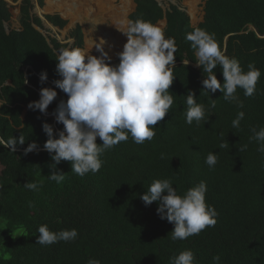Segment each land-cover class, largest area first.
<instances>
[{"label":"trees","instance_id":"1","mask_svg":"<svg viewBox=\"0 0 264 264\" xmlns=\"http://www.w3.org/2000/svg\"><path fill=\"white\" fill-rule=\"evenodd\" d=\"M170 1L180 4L183 0ZM37 2L43 8V0ZM133 2L135 11L129 21L142 18L165 26V36L175 39L176 79L170 88L174 104L156 125L153 140L136 144L129 137L102 153L98 172L81 177L72 172L68 161L50 167L54 161L43 148L48 137L42 125H53L57 138L64 127L52 117L59 102L67 100L54 84L60 79L55 59L69 45L55 38L48 43L34 29H42L43 23L31 15V0L20 6V30L7 32L5 25L17 8L0 0V138L6 141L23 135L26 141L16 153L0 146V264H87L89 258L101 264H170L173 256L186 249L193 251L196 264H213L216 255L221 257L220 264H264V154L249 141L253 128L264 127V0H206L203 21L196 27L178 6L164 10L158 0ZM46 20L61 30L66 26L58 16ZM197 28L214 34L225 54L237 58L245 71L249 63L261 71L253 96L238 90L242 109L225 101L219 90L201 95L205 77L201 67L194 68L195 52L185 38ZM70 38L75 41L73 47L83 48L79 26ZM118 63L119 59L112 62ZM44 71L48 78L41 84ZM214 71L223 83L221 68ZM42 87L58 92L46 115L28 107L40 99ZM190 90L206 108L210 95L216 100L206 124L185 122ZM238 111H244L245 118L234 129ZM33 141L38 149L25 155ZM221 142L228 147L220 149ZM97 143L102 141L97 138ZM243 144L248 148L241 153L238 147ZM210 152L218 155L214 169L205 164ZM53 171H63L65 180L60 184L49 180ZM165 178L172 179L180 195L206 181V202L218 213L216 225L173 241L169 234L174 225L157 214L158 202L145 206L139 198L154 180ZM29 181L43 186L38 192L30 191L24 187ZM29 202L34 206L29 207ZM43 224L52 231L75 228L79 236L72 242L38 245L37 229Z\"/></svg>","mask_w":264,"mask_h":264},{"label":"clouds","instance_id":"2","mask_svg":"<svg viewBox=\"0 0 264 264\" xmlns=\"http://www.w3.org/2000/svg\"><path fill=\"white\" fill-rule=\"evenodd\" d=\"M36 7L40 13L42 8L38 2ZM44 28L43 24L42 29ZM120 31L127 37V42L117 54L118 64L111 63L112 57L105 50L107 41L104 38H100L93 46L100 53L99 56L85 53L81 48L73 47L74 44L61 48L57 54L56 73L60 79L55 80L54 84L67 95V100L59 102L53 115L56 122L64 127L58 132L57 138L53 125L47 122L42 125L48 137L43 148L54 161L50 166L53 169L61 161H68L72 172L81 177L90 172H98L103 164V152L120 142H127L129 137L136 144L153 140L156 125L172 109L174 96L170 88L176 79L173 74L177 52L175 39L166 37L159 25L142 18L128 21ZM185 38L191 42L196 64L202 68L205 77L202 80L201 95L219 90L225 101L242 109L244 105L238 90H243L245 96H253L261 77V71L255 63H249L245 71L237 58L225 54L214 34L203 29H194ZM183 64L188 65L189 61L183 60ZM218 66L222 70L223 83L214 71ZM47 78V72H42L41 84ZM27 82L26 80L25 83ZM57 96L58 92L54 88L42 87L40 99L30 102L28 107L46 115ZM185 103V122L188 125H192L194 121L197 126L201 121L206 124L210 118L206 119V115L216 107V100L211 99V95L206 108L203 103L197 102L196 94L191 90L186 95ZM244 118L245 112L238 111L232 127L239 129ZM251 131L249 141L255 142L258 145L257 152L264 154V127L253 128ZM97 138L102 143L98 144ZM25 142L23 135L19 138L9 137L6 141L0 138V146L14 153L17 146L24 145ZM226 147L227 142L219 145L220 149ZM238 148L242 153L247 150L248 145L243 144ZM37 149L38 144L33 141L25 149V155ZM164 158L165 154L161 153V159ZM217 162L218 155L215 153L210 152L205 158L209 169H214ZM65 175L63 171H53L47 178L60 184L65 180ZM42 186V182L35 181L24 184L26 189L34 192H38ZM207 190V182L201 180L180 195L172 179H156L139 198L145 206L158 202L157 214L174 225L170 238L173 241H183L217 223L218 213L215 207L206 202ZM33 206L29 202V207ZM37 232L39 235L36 244L41 246H50L60 241L72 242L79 236V231L75 228L52 231L46 224L39 226ZM212 260L213 264H220L221 257L216 255ZM87 264H101V261L89 258ZM170 264H196L195 255L192 250L186 249L173 256Z\"/></svg>","mask_w":264,"mask_h":264},{"label":"rangeland","instance_id":"3","mask_svg":"<svg viewBox=\"0 0 264 264\" xmlns=\"http://www.w3.org/2000/svg\"><path fill=\"white\" fill-rule=\"evenodd\" d=\"M9 8H17L16 14L12 17L9 24H6V30L9 31H19L20 30V23H19V14H20V6L22 5L24 0H17L16 2L14 0H4ZM110 2L111 7H107L109 10L103 11V10H93L91 9V4L93 3V0H55L56 3L59 4V2H63L65 5L66 11H68L67 15H64L59 12H49L46 14H40L38 12V8L36 7L37 0H32L33 4V10L32 15L38 17L43 22L44 26L47 27V24L45 22L46 16H58L60 19L66 22V26L64 29L60 30L59 28H51L47 29L49 32L50 38H55L61 43L73 45L74 40L70 38L71 32L76 28L80 27L82 34H83V40L84 45L82 50L85 53H90L91 55L99 56L100 53L91 46V44L96 43L98 36L104 35V33H107L109 31L112 33L115 31L113 28L117 27L119 30H123L124 27L122 25V19H124L123 15L119 13L120 9L122 7H126V16L127 22L129 21V16L134 11V2L131 0V2L126 0H108ZM115 1V2H112ZM206 0H183L182 3L177 4L175 2H170L168 0L161 1L160 5L164 10H168L171 5L178 6L182 11H184L191 22V25L193 27H196L203 21L204 17V5ZM44 7L40 10L44 11L48 8L47 2L48 0H43ZM105 6L106 0H104ZM86 5V6H83ZM104 6V8H105ZM114 10V11H113ZM193 10H195V13H192ZM110 11V12H109ZM116 16L118 23L115 24L113 21V18ZM50 28V27H49ZM116 28V29H117ZM164 29V27H161ZM121 32V31H120ZM122 40L123 44L127 42V37L122 33ZM93 48V49H92ZM118 58V55L114 58H112L111 61L116 60Z\"/></svg>","mask_w":264,"mask_h":264},{"label":"bare ground","instance_id":"4","mask_svg":"<svg viewBox=\"0 0 264 264\" xmlns=\"http://www.w3.org/2000/svg\"><path fill=\"white\" fill-rule=\"evenodd\" d=\"M49 6H51L52 10L55 9V12L60 10V9H58L59 4L56 3L55 0H49ZM104 6H105L104 0H95L92 3L93 10H95V9L102 10L104 8ZM60 11L65 12V10H60ZM45 12H47V11H45ZM66 12L68 14V11H66ZM192 13H195V10H193ZM113 21H114L115 24L118 23V20H117L116 16L113 18ZM124 22H125V20L122 19L123 27H124ZM116 28L117 27L113 28L115 31H113L112 33L107 31V30H109V29H107L106 30L107 33H104L103 36L99 35L98 38H97V42L100 40V38H104L107 41V44L105 45V50L109 52V55L112 58L116 57L117 54L123 50V46H124L123 40H122V32H120L119 28H117V29ZM94 45H95V43L91 44V46H94Z\"/></svg>","mask_w":264,"mask_h":264},{"label":"crops","instance_id":"5","mask_svg":"<svg viewBox=\"0 0 264 264\" xmlns=\"http://www.w3.org/2000/svg\"><path fill=\"white\" fill-rule=\"evenodd\" d=\"M95 0H93V2H94ZM116 1V0H115ZM115 1H112V2H115ZM126 1H130V0H126ZM131 2V1H130ZM132 3V2H131ZM106 6H105V8H103L102 10L103 11H106V10H109L108 8L109 7H111L110 6V2L108 1V0H106ZM47 6H49V0H48V2H47ZM83 6H86V5H83ZM108 7V8H107ZM58 9H60V10H65V12H62V11H60V10H58V11H56V12H59V13H62V14H64V15H67V12H66V10L67 9H65V5H64V3L63 2H59V6H58ZM91 9H93V7H92V4H91ZM126 10H127V8L126 7H122L121 9H120V11H119V13H121L122 15H123V17H124V20H125V22H124V28L126 27V25H127V18H125V16H126ZM45 11H47V12H45ZM114 11V10H113ZM45 12V13H44ZM49 12H55V9H53L52 10V8H51V6H49L46 10H44V11H41L40 10V14H46V13H49ZM110 12V11H109Z\"/></svg>","mask_w":264,"mask_h":264},{"label":"water","instance_id":"6","mask_svg":"<svg viewBox=\"0 0 264 264\" xmlns=\"http://www.w3.org/2000/svg\"><path fill=\"white\" fill-rule=\"evenodd\" d=\"M168 1H170V0H168ZM160 0H158V3L160 4ZM171 2V1H170ZM134 6H135V4H134ZM134 11H135V8H134ZM133 11V12H134ZM45 20V19H44ZM45 22H46V24H47V27L45 26V28L44 29H41V28H38V27H36V26H34V29L37 31V32H39L44 38H45V40L49 43V37L50 36H48L49 35V32H47L48 30L47 29H51V28H54L49 22H47L46 20H45ZM50 27V28H49ZM165 27V26H164ZM250 30H252V28H250ZM119 58H117L116 60H113V61H111V63L112 62H115V61H117ZM194 68L195 69H199V66H197V65H195L194 66ZM0 106H1V103H0ZM54 119H55V117L54 116H52ZM56 121V120H55Z\"/></svg>","mask_w":264,"mask_h":264},{"label":"flooded vegetation","instance_id":"7","mask_svg":"<svg viewBox=\"0 0 264 264\" xmlns=\"http://www.w3.org/2000/svg\"><path fill=\"white\" fill-rule=\"evenodd\" d=\"M44 7V6H43Z\"/></svg>","mask_w":264,"mask_h":264}]
</instances>
